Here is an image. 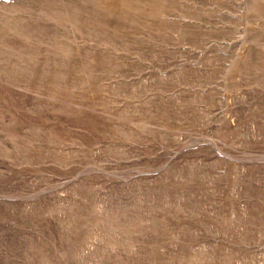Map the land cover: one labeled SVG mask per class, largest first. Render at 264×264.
Returning <instances> with one entry per match:
<instances>
[{"label":"rangeland","instance_id":"rangeland-1","mask_svg":"<svg viewBox=\"0 0 264 264\" xmlns=\"http://www.w3.org/2000/svg\"><path fill=\"white\" fill-rule=\"evenodd\" d=\"M0 264H264V0H0Z\"/></svg>","mask_w":264,"mask_h":264}]
</instances>
